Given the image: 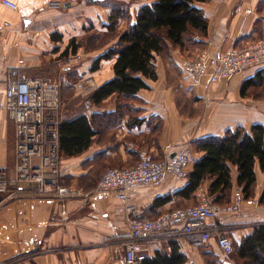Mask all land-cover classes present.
I'll use <instances>...</instances> for the list:
<instances>
[{
	"label": "crops",
	"instance_id": "1",
	"mask_svg": "<svg viewBox=\"0 0 264 264\" xmlns=\"http://www.w3.org/2000/svg\"><path fill=\"white\" fill-rule=\"evenodd\" d=\"M11 1L18 4V10L5 6L0 0V30L6 22L11 23L6 34L10 43H18V48L7 52V57L0 60V99L5 91V75L10 68L19 65V59H24L23 70L31 77L36 74L59 77V70L67 74L81 58L79 53L67 58L69 60L60 59L70 40L91 26L106 32L109 25L111 8L101 3L105 0H78L76 5H67L62 10L48 9L50 0ZM148 3V0H137L131 5V13L134 15ZM197 6L205 13L209 29L207 35H198L203 41L197 42V52L190 58L204 48L219 54L264 37V0H210ZM249 10L251 14L247 13ZM26 20H29L28 24ZM126 25V21L121 23V27ZM105 50L107 48L95 52L93 62ZM173 54V63L158 59L159 79L147 81L150 88L138 94L141 102L136 103L135 108L141 110L139 118L145 122L132 127L127 115L95 137L92 146L82 155L62 160L60 183L79 187L86 193L84 197L54 200L35 196L9 198L8 193L0 195V264H126V248L131 239L129 216L124 210L125 203L115 192L98 190L100 168L103 165H135L138 161L136 148L141 145L150 149L156 158L166 160L182 144L190 142L192 170L195 162L204 156L196 150L201 140L222 137L239 127L250 131L256 124L264 126V97H243L241 93L244 83L255 78L264 67L246 70L215 85L204 82L192 87L174 67V63L186 58L185 53L176 49ZM160 63L162 67L159 68ZM113 65L114 60L102 61L100 70L91 72L95 85L89 90L84 88L86 85H80L79 92L91 94L113 79ZM91 66H88L89 70ZM105 68L109 69L107 74H103ZM76 69L79 74H84L83 68ZM98 72L100 78L103 75L101 79L94 76ZM180 88L182 94L196 100L195 107L199 111L191 117L184 115L177 105ZM112 99L101 108L84 104L77 113H83L89 120L99 117L97 115L113 114L118 104ZM156 119L162 123L157 137L154 135ZM15 166V124L7 112H2L0 169L9 178H14ZM234 175L236 181V169ZM257 176L256 196L252 200L259 204L254 206L246 202L241 214L209 220L218 231L208 245L193 247L175 226L141 242L142 264L144 259L158 254L172 258L175 250L186 258L185 264H207V259L213 255L224 264H232L218 246V234L228 236L240 245L256 226L264 224V205L260 203L264 172L260 167H257ZM188 183V179L168 176L156 185L131 188L129 204L135 208L133 216L155 219L165 212L192 205V198L178 194ZM204 186L208 189L210 182H205ZM237 188L235 184L233 193Z\"/></svg>",
	"mask_w": 264,
	"mask_h": 264
},
{
	"label": "trees",
	"instance_id": "2",
	"mask_svg": "<svg viewBox=\"0 0 264 264\" xmlns=\"http://www.w3.org/2000/svg\"><path fill=\"white\" fill-rule=\"evenodd\" d=\"M135 1L137 0L101 1L111 8L107 31L102 32L94 26L86 30L87 33L95 34V36L91 34L90 41L87 42L90 51L107 48L104 54L93 62L91 72L95 73L100 70L102 61L114 60L115 74L113 79L99 86L87 99L91 106L101 108L109 99L117 97L118 109L113 114L97 115L99 117L89 120L83 113H77L82 108L83 101L73 109H71L73 102L66 107L65 111L69 115L62 119L59 128L60 155L63 160L82 155L92 146L95 137L109 127L117 125L127 115H129V123L132 127L140 126L142 122H145L146 120L139 118L141 110L136 109L135 104L141 102L138 97L139 92L150 88L147 81L159 79L158 59L162 58L168 63H173V52L176 49H181L185 55L189 50L193 52L198 47L195 38L198 35L208 34L209 21L197 4L207 3L210 0H148L149 3L139 8L133 15L130 2ZM123 21H127L125 27H121ZM105 35L110 36V39L100 45V40L105 38ZM83 48L84 45L80 44L78 37L72 38L60 58L67 59L77 56ZM190 57L186 56V58ZM174 67L177 70V63H174ZM177 73L180 74V72ZM77 75L79 76L77 69L71 68L61 81V111L64 109L63 93L70 90V86H74V84H68V77L75 78ZM177 87L180 85L178 84ZM180 91L177 105L184 115L191 117L193 114L187 113V106L195 99L182 94V88ZM241 93L243 97L263 98L264 70L260 71L255 78L245 82ZM73 95L74 93L68 96L67 101ZM156 122L157 128L154 135L157 137L162 123L157 119ZM139 148L151 152L143 145ZM196 150L204 156L195 162L189 172L188 185L178 193L194 200L190 206L198 203L197 192L201 187L205 188L204 183L207 181L210 182V187L205 188L207 194L220 205H227L232 201L235 184L243 188L246 201L255 198L258 185L257 167L264 172L263 125L256 124L250 131L239 127L227 131L222 137H208L197 143ZM154 158L157 161H163L155 156ZM125 167L127 166L103 165L98 176L102 177L111 168ZM234 169L237 170L236 181ZM260 203L264 205V192ZM234 245L235 253L227 258L232 264H264V224L256 226L253 233L247 236L240 245L235 243ZM186 262V258L177 250L174 251L172 258L158 254L153 258L143 260V264H185ZM207 264L224 263L213 255L207 259Z\"/></svg>",
	"mask_w": 264,
	"mask_h": 264
},
{
	"label": "built area",
	"instance_id": "3",
	"mask_svg": "<svg viewBox=\"0 0 264 264\" xmlns=\"http://www.w3.org/2000/svg\"><path fill=\"white\" fill-rule=\"evenodd\" d=\"M2 3L18 10V4L11 0ZM78 0H50L48 9L62 10L67 5H76ZM251 14L252 11H247ZM11 23L6 22L0 30V60L7 52L18 48V43H10L6 30ZM200 43L203 38L196 37ZM17 67H12L5 75V91L0 99V113L7 112L13 119L16 130V166L14 178H9L0 169V195L8 193L9 198L35 196L41 198L74 199L86 193L77 186L60 183L62 171L60 155L61 83L39 77H31L24 70V59H19ZM185 77L192 87L207 82L215 85L224 82L246 70L264 67V37L246 46L233 47L215 54L209 48L201 49L193 58H183L181 63ZM86 106H91L90 101ZM139 161L136 165L107 170L98 182V190L115 192L125 203L124 210L129 216L128 225L131 239L127 244L125 263L142 264L139 256L141 242L156 233L178 226L187 242L193 247L208 245L218 228L209 220H218L241 214L244 205H258L256 200L246 201L243 188H237L232 201L220 205L207 194L204 187L197 192L198 203L165 212L155 219H140L133 216L134 206L129 204V190L140 185H156L166 177L188 179L193 162V147L190 142L182 144L166 160L157 161L146 150L136 148ZM1 206V202H0ZM218 246L230 258L235 253L233 240L218 234Z\"/></svg>",
	"mask_w": 264,
	"mask_h": 264
},
{
	"label": "rangeland",
	"instance_id": "4",
	"mask_svg": "<svg viewBox=\"0 0 264 264\" xmlns=\"http://www.w3.org/2000/svg\"><path fill=\"white\" fill-rule=\"evenodd\" d=\"M135 3H137V1L130 2L131 5H134ZM126 23H127V21H126ZM92 27L93 26H91L89 28H92ZM89 28H87V29H89ZM96 31L97 30L95 29V32ZM91 34H94V33L93 32L87 33L86 32V29H85V33H83L82 35H80L78 37V41H80V44L82 46L84 45V48L80 52L81 58L76 61L77 63L74 64V67H76V68L77 67L83 68L82 70L84 71V74H79V76L77 75V77H75V78L68 77V80H69V83L68 84H74V86H72V87L70 86V88H69L70 90L66 91L65 94L63 93L62 101H63V107H64V109H63V111H61V113H62V119H64L66 116L69 115L67 113V111H65V108L68 107V106H70L72 104V102H73V106L71 107V109H73L74 106L76 107L77 105H80L82 101H83L82 102L83 107H84V104L86 105V102L88 101L87 97L90 94H87L84 91L79 92L80 85H83V87H84V85H86V87H84V88H87L88 90L95 85V82L91 78V76H93V74H91V71L88 69L89 68L88 66L90 64L91 65L93 64V60H92L93 59V54L95 52H98V51H90L89 50L90 47L87 46V42L90 41L89 40V37L91 36ZM94 36H95V34H94ZM105 36H106L105 38H102L100 40V45H102L104 43V41L110 39V36H108V35H105ZM103 39H105V40H103ZM103 49H106V47H104ZM191 51L192 50H189L188 53L185 55V57L186 56H192L194 53L197 52V49L195 51H193V52H191ZM67 60H69V59H67ZM176 63H177V67H178L177 68V71L180 72V74H182L184 76V78H186L185 77V73H184V71L182 69V66H181L182 60H179ZM160 67H162V64L161 63L159 64V68ZM76 68H74V69H76ZM62 69H63V66H62ZM108 71H109V69L108 68H105V71H104L103 74H107ZM63 73H65V72L59 70V77H47V76H44V74H36V77H39L41 79L50 80V81H53V82L61 83V80L63 81V79L65 78L64 76L67 75V74H63ZM100 75H101L100 72L94 74V76L97 77V79H101L102 78L103 75L101 76V78H100ZM100 81L101 80H99V82ZM75 85H79V86L75 87ZM71 92L74 93V95L72 96V98L69 99V101H67L68 100L67 97L70 96V95H72ZM112 101L115 102L116 104H118L117 97H114L112 99ZM195 103H196V101L194 100L192 103H190L187 106V113L188 114L195 115L199 111V109L197 107H195Z\"/></svg>",
	"mask_w": 264,
	"mask_h": 264
},
{
	"label": "water",
	"instance_id": "5",
	"mask_svg": "<svg viewBox=\"0 0 264 264\" xmlns=\"http://www.w3.org/2000/svg\"><path fill=\"white\" fill-rule=\"evenodd\" d=\"M26 21H27L26 23L28 24L29 23V20H26ZM173 156H174V154L171 155V157H173Z\"/></svg>",
	"mask_w": 264,
	"mask_h": 264
}]
</instances>
